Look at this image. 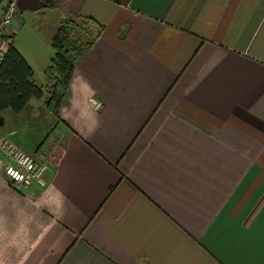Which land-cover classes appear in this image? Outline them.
I'll return each mask as SVG.
<instances>
[{
    "label": "crops",
    "instance_id": "crops-1",
    "mask_svg": "<svg viewBox=\"0 0 264 264\" xmlns=\"http://www.w3.org/2000/svg\"><path fill=\"white\" fill-rule=\"evenodd\" d=\"M53 1L18 0L8 30L27 47L50 25L18 48L38 85L62 18L106 29L58 115L0 114L49 165L20 190L0 160V264H264V0Z\"/></svg>",
    "mask_w": 264,
    "mask_h": 264
},
{
    "label": "trees",
    "instance_id": "trees-1",
    "mask_svg": "<svg viewBox=\"0 0 264 264\" xmlns=\"http://www.w3.org/2000/svg\"><path fill=\"white\" fill-rule=\"evenodd\" d=\"M53 5V0H45ZM106 27L95 18L67 14L52 36L54 54L46 69L47 82L38 85L34 69L13 40L0 62V114L22 111L32 98H44L48 109L58 115L66 102L76 62L102 36Z\"/></svg>",
    "mask_w": 264,
    "mask_h": 264
},
{
    "label": "built area",
    "instance_id": "built-area-1",
    "mask_svg": "<svg viewBox=\"0 0 264 264\" xmlns=\"http://www.w3.org/2000/svg\"><path fill=\"white\" fill-rule=\"evenodd\" d=\"M0 62L3 60L12 35L9 29L18 15V0H0ZM99 104L98 100H95ZM38 152L26 150L8 137L0 138V160L10 184L24 190L33 186L44 188L47 183L48 163Z\"/></svg>",
    "mask_w": 264,
    "mask_h": 264
},
{
    "label": "rangeland",
    "instance_id": "rangeland-1",
    "mask_svg": "<svg viewBox=\"0 0 264 264\" xmlns=\"http://www.w3.org/2000/svg\"><path fill=\"white\" fill-rule=\"evenodd\" d=\"M49 30H50V25L45 23L42 26H40V28H37V31H38L37 33L40 37L38 39V41L36 39L30 37L31 38L30 45H27V47H25V45H22L23 47H20V44L16 41L14 44L19 49L24 48V49H22V50H24V53L26 55L28 54L31 56L33 54H36V52H34L33 50L39 51L43 47L42 46L43 44L41 42L46 40V36H47ZM23 36H24V31L22 33V39L24 40ZM41 39H42V41H41ZM22 44H23V42H22ZM31 45H33V48ZM34 48H37V49H34ZM20 134L23 136V137H21V141H23L29 147V150L35 151L37 148H36V145L33 143V141H35L34 139L36 136H39L40 132L39 133H33V132L28 131L26 133H20ZM34 134H36L35 137H34Z\"/></svg>",
    "mask_w": 264,
    "mask_h": 264
},
{
    "label": "water",
    "instance_id": "water-1",
    "mask_svg": "<svg viewBox=\"0 0 264 264\" xmlns=\"http://www.w3.org/2000/svg\"><path fill=\"white\" fill-rule=\"evenodd\" d=\"M3 124V119L2 118H0V125H2Z\"/></svg>",
    "mask_w": 264,
    "mask_h": 264
}]
</instances>
